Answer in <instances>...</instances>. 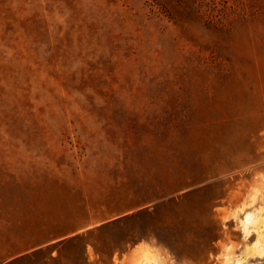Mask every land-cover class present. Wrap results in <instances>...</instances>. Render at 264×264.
Listing matches in <instances>:
<instances>
[{
    "label": "rangeland",
    "instance_id": "rangeland-1",
    "mask_svg": "<svg viewBox=\"0 0 264 264\" xmlns=\"http://www.w3.org/2000/svg\"><path fill=\"white\" fill-rule=\"evenodd\" d=\"M264 264V0H0V264Z\"/></svg>",
    "mask_w": 264,
    "mask_h": 264
},
{
    "label": "bare ground",
    "instance_id": "bare-ground-1",
    "mask_svg": "<svg viewBox=\"0 0 264 264\" xmlns=\"http://www.w3.org/2000/svg\"><path fill=\"white\" fill-rule=\"evenodd\" d=\"M145 264H150V262L149 263H145Z\"/></svg>",
    "mask_w": 264,
    "mask_h": 264
}]
</instances>
